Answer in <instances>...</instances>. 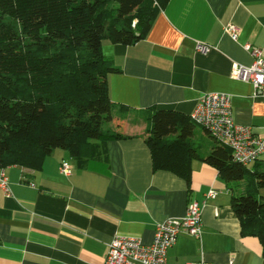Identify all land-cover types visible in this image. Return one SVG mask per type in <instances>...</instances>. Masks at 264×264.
I'll return each mask as SVG.
<instances>
[{"label":"crops","instance_id":"obj_1","mask_svg":"<svg viewBox=\"0 0 264 264\" xmlns=\"http://www.w3.org/2000/svg\"><path fill=\"white\" fill-rule=\"evenodd\" d=\"M231 25L240 29L237 40L227 31ZM198 44L211 51L200 53ZM248 45L264 58V0H170L143 40L104 42L102 54L121 69L110 75L109 91L111 102L127 113L128 138L100 144L88 161L58 149L39 170L0 168L11 189L7 196L0 187V264H105L115 236L149 245L156 225L183 217L191 200L205 203L202 238L180 236L168 264H264L260 242L242 236L232 208L233 193L243 192L247 181L229 184L216 168L194 159L188 185L153 170L145 141L155 110L190 116L207 93L230 95L235 122L264 138V101L251 83L232 77L235 65L255 63ZM192 141L201 157L215 145L201 127ZM63 161L72 176L60 174ZM256 165H264V153L248 167ZM210 189L218 192L215 199L205 198Z\"/></svg>","mask_w":264,"mask_h":264},{"label":"trees","instance_id":"obj_2","mask_svg":"<svg viewBox=\"0 0 264 264\" xmlns=\"http://www.w3.org/2000/svg\"><path fill=\"white\" fill-rule=\"evenodd\" d=\"M169 2L0 0V168L39 170L58 149L88 161L100 144L128 138L127 113L109 91L110 75L121 69L104 57L102 45L143 40ZM196 127L190 116L155 110L145 139L153 170L189 185L192 161L201 159L229 184L247 181L233 193L232 208L242 236L258 239L264 256V165L250 169L216 141L201 157L192 141Z\"/></svg>","mask_w":264,"mask_h":264},{"label":"built area","instance_id":"obj_3","mask_svg":"<svg viewBox=\"0 0 264 264\" xmlns=\"http://www.w3.org/2000/svg\"><path fill=\"white\" fill-rule=\"evenodd\" d=\"M227 31L234 40L238 39L240 29L229 26ZM211 46L198 44L200 53H209ZM255 57L251 67L235 65L232 77L249 82L255 89L256 96L264 101V58L259 49L250 45L246 47ZM198 127L203 128L217 143L231 149L236 162L244 166L256 163L264 153V138L256 136L252 127L240 126L235 122L232 98L225 93H207L203 95L190 115ZM60 174L72 176V169L67 161L60 166ZM0 187L7 196L11 189L5 173L0 175ZM218 192L210 189L206 199H215ZM205 203L191 200L185 215L158 223L155 228L153 242L144 244L140 239L115 236L108 245L105 264H168V252L182 235L200 240L203 234L202 214ZM187 264H210L205 261Z\"/></svg>","mask_w":264,"mask_h":264},{"label":"rangeland","instance_id":"obj_4","mask_svg":"<svg viewBox=\"0 0 264 264\" xmlns=\"http://www.w3.org/2000/svg\"><path fill=\"white\" fill-rule=\"evenodd\" d=\"M110 128H111V126H110ZM112 129V128H111ZM114 129H115V127H114ZM260 196H264V189H261L260 190Z\"/></svg>","mask_w":264,"mask_h":264}]
</instances>
